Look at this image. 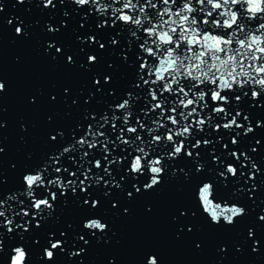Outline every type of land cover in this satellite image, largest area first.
I'll return each mask as SVG.
<instances>
[{"label": "snow or ice", "instance_id": "snow-or-ice-1", "mask_svg": "<svg viewBox=\"0 0 264 264\" xmlns=\"http://www.w3.org/2000/svg\"><path fill=\"white\" fill-rule=\"evenodd\" d=\"M18 6L0 30L23 44L38 28L37 55L64 77L19 96L17 143L40 150L0 172V264H124L98 250L123 247L117 222L156 218L169 185L170 242L212 264H264V0ZM11 92L0 76V99ZM7 112L0 102V157ZM136 264L166 261L147 246Z\"/></svg>", "mask_w": 264, "mask_h": 264}, {"label": "water", "instance_id": "water-1", "mask_svg": "<svg viewBox=\"0 0 264 264\" xmlns=\"http://www.w3.org/2000/svg\"><path fill=\"white\" fill-rule=\"evenodd\" d=\"M3 4V12L0 17L7 18L10 14L19 15L23 9L19 6L13 9L11 5L14 0H0ZM71 7V6H69ZM60 8L58 6L57 13ZM29 19H40L43 21L46 17L36 8H32L30 13L26 14ZM63 38L70 42L71 34L64 33ZM42 39L38 28L33 29V38L23 44L12 43L10 33L6 30H0V76L6 77L12 84V92L0 99L8 107L6 118L8 120L7 130L4 135L7 137V154L0 157V172L7 173L10 160L22 162L23 151L33 150L39 152L40 146L37 141H30L24 149L20 148L16 139L15 119L20 112L19 96L28 87L36 85L46 87L50 81L61 80L64 73L60 70H52L37 55L36 42ZM26 58L24 65H15L12 63L14 56ZM180 199V193L175 185H169L167 196L159 202V215L151 221H146L142 216H137L129 223L117 222V228L123 238V247L120 249H100V255L110 252H116L121 255L124 264H136L139 252L143 247L158 246L165 258L166 264H212L214 257L211 251L203 256L191 255L186 246H180L170 242L167 239L168 227L166 224V215L170 206ZM66 219L75 222L78 214L74 211L66 212ZM250 258H244L241 264H248ZM259 264V261L255 262Z\"/></svg>", "mask_w": 264, "mask_h": 264}]
</instances>
